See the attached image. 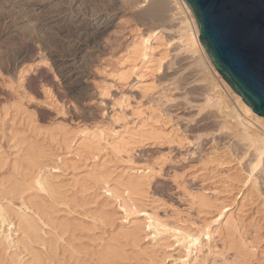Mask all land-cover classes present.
I'll return each mask as SVG.
<instances>
[{
    "label": "bare ground",
    "instance_id": "6f19581e",
    "mask_svg": "<svg viewBox=\"0 0 264 264\" xmlns=\"http://www.w3.org/2000/svg\"><path fill=\"white\" fill-rule=\"evenodd\" d=\"M117 2L118 0H1L0 8L3 12L13 15H10L11 18L8 20L11 23L15 21L19 28L48 30L60 27L65 30L66 33L63 35L68 34L69 37L62 43L68 44L70 50L67 56L55 58V63L57 66L62 65L60 67L62 70L68 69L71 75L80 71L77 63L88 52L89 45L104 35L110 26L112 14L99 4L109 5ZM144 2L146 3L139 7L136 16L140 24L150 26V28L146 27L145 33L138 32L131 39L118 61L115 79L126 81L134 75L136 81L139 82L137 87L141 96L150 97L151 104H154L152 106L149 104L152 108L157 107L159 104L157 102L164 96L176 90H181L180 96L175 100H180L182 105L192 107L191 109L195 107L214 108L220 115L219 118L216 117L218 114L215 115V120L221 123L223 126H220L221 128L227 127L231 130H229L231 135L228 138H232L229 139L230 143L225 145L227 150L224 149L225 147L224 150L221 147L220 149L213 147L204 158L200 157L199 167L193 174L199 176L202 171L210 169L211 165H222L223 158L228 154L227 151L233 146L242 150L241 156L237 157L243 171L239 179H233L236 184H232V187L236 189L233 201L238 202L239 194L244 198L249 195V190L250 192L254 189L258 191L260 184L258 179L259 177L264 178V116L256 114L214 68L199 40V30L194 15L184 0H144ZM165 31L172 32L169 39L164 37ZM8 32L10 30L0 35L3 41L11 40L8 39L11 37ZM10 43L14 45L15 41L11 40ZM170 50L175 51L173 58L169 57ZM179 54H185V56L176 59ZM68 60L69 63H67ZM162 68L166 79L170 81L168 84H172V87H162L152 92L151 87L154 85H148L143 79L149 74L148 72L153 74V72H160ZM218 82L231 94L232 100L230 101L232 102L229 100L230 103L227 102L223 89H219ZM79 84L78 80L75 81L70 92L80 95L81 87V90L75 88ZM194 84L201 85H199L200 95L191 96L189 94L190 91L187 89ZM126 99H128L127 96ZM199 99L202 103L196 101ZM18 102H11V107L22 113L25 112L24 117L28 121L30 130L37 135L40 134V129H43L44 136L50 143H48L49 149H45L39 142L19 138L16 132H13L9 139L11 142L9 147L13 149L11 169L14 173L4 180L0 179V195L23 198V204L32 209L38 217L35 220L18 219L17 230L20 236L17 244L21 252L29 250L33 264H51L52 260L53 264H59L56 257L59 249L62 254L72 258L76 264L83 262L88 264L153 262L157 254L152 248L154 244L144 245L145 239L150 237L147 230L151 226L157 229L156 227L162 223L155 212L147 211L142 206L154 202L149 189L154 173L159 172L160 163L155 160L149 164H138L133 161L132 152L140 145L157 142H176L179 147H183L185 142H191L190 139L187 141L185 136L181 137L180 134L174 138V134L172 136L170 132L172 139L167 132L161 129L163 123L156 125V121L159 123V120L156 118L152 121L154 119L151 115H143L145 111L143 112L138 105L131 109L134 115L131 124L125 121L119 128L101 125L74 129L61 123L38 128L34 124L33 114L22 109ZM3 108L7 114L8 107ZM122 117L113 113L111 124L118 122ZM232 139L235 142L230 141ZM231 151L233 152L232 149ZM122 155L127 157L123 161H121ZM44 160L47 162L45 163ZM112 160L114 164H109L110 161L113 162ZM3 164L5 163L0 157V167ZM43 166L46 168L45 171L42 170ZM68 168H71V171H67ZM54 176L64 177V180L62 183L54 181ZM174 182L177 188H182V195L191 205H196L199 210L211 205L215 208L216 216L213 221L218 222V226L214 231L222 232L230 238L234 242H229L230 245L242 255L241 257L250 259L258 255L264 259L263 233H260V237L258 236L261 242L259 246L256 243L254 246L253 242L252 244L247 243L250 240H246L247 237L241 238V235L239 239H236L238 224L236 225L230 214L225 215L230 208H227L228 205L223 202L210 204L211 200L205 192L194 193L183 188L179 177H175ZM214 183L216 181L211 184ZM31 190L38 194L39 200L27 195ZM207 190L215 191L214 188H207ZM92 195L95 198L103 195L104 202L94 208L90 207ZM46 196L53 201H64L70 208L81 207L85 213H89V219L94 223L93 226L87 227V223L83 221L74 223L66 217L59 219L54 215L56 209L52 204L53 201L45 199ZM109 202L113 203L114 208L120 212L119 224L110 223V228L103 230V234L107 236L102 234L97 236L93 232L94 229L101 228L110 216L109 211L105 209ZM137 214H145L147 218H152L154 224L149 223L147 227H141L129 218ZM0 215L3 216L2 213ZM222 216H224L223 219ZM4 220L2 218V221ZM45 225L56 230L57 240H48L43 237L46 231L42 229V226ZM206 228H210V223L203 226V231ZM208 231L206 232L209 233ZM179 233L177 238L181 237V241L187 244L188 249L197 240L190 234ZM59 240L62 243H59ZM77 240H79L78 244ZM90 240L93 241L90 242ZM0 264H20L18 260L8 255L1 240Z\"/></svg>",
    "mask_w": 264,
    "mask_h": 264
},
{
    "label": "rangeland",
    "instance_id": "374dc122",
    "mask_svg": "<svg viewBox=\"0 0 264 264\" xmlns=\"http://www.w3.org/2000/svg\"><path fill=\"white\" fill-rule=\"evenodd\" d=\"M144 3H146L144 0H118L117 3L109 5L100 3V7L104 6L112 14L110 26L104 35L89 45L88 52L77 63L80 71L71 75L67 71L68 69L62 70L60 68L62 65L57 66L55 63V58L67 56L70 50L68 44L62 43L69 37L68 34L63 35L66 33L65 30L60 27L48 30L19 28L15 21L11 23L8 20L12 14L3 12L0 8V35L10 30L11 33L8 32V34L11 37L8 39L15 41L13 45L10 43L11 40L3 41L0 38V157L5 163L0 167V179L4 180L14 173L11 169L13 161L11 151L13 149L9 147L11 143L9 139L13 132H16L21 139L41 143L45 149L50 147L43 129H40V134L37 135L32 132L27 119L24 117L26 113L12 108V103L19 101L22 109L32 113L34 124L38 128L61 123L74 129L101 125L119 128L125 121L131 124V120L134 119L131 109L138 105L143 112L145 111L143 115H151L154 119L152 121H155L156 118L159 120V123L156 121V125L163 123L161 129L167 132L168 136L174 134L175 138L177 134H180L181 137L185 136L187 141L189 139L191 141L185 142L184 148L179 147L176 142L143 144L136 147L132 152V159L138 164H149L155 160L160 163L159 172L154 173L149 189L154 202L151 203L152 205L142 206L147 211L155 212L158 220L162 223L156 227L157 229L151 226L147 230L150 237L145 239L144 245L154 244L152 248L156 250L157 254L153 262H146L145 264H264V259L257 254V256L255 255L257 258L252 256V259L241 257L242 255L230 245L229 242L234 243L230 238L222 232L214 231L218 226V222L213 221L216 216L215 208L211 205L199 210L196 205H191L182 195V188H177L174 182L175 177H179L183 188L194 193L205 192L211 200L210 204L223 202V204L228 205L227 208H230L225 212V215L230 214L236 225L238 224L235 238L239 239L241 235V238L247 237L246 240H250L247 243L252 244L253 242V245L256 243L257 246L261 244L259 237L262 233L264 234V178L259 177L258 179L260 183L258 191L254 189L253 192H250L249 190V195L242 198L243 196L239 194L238 202L233 201L236 192V189L232 187V184H236L233 179H239L243 171L238 162L242 150L233 146L235 150L232 147L233 152L231 149L229 150L231 152L227 151L228 154L226 153L227 155L223 158L224 163L222 165H211L210 169L205 170V172L202 171L199 176L193 174L199 167L200 157L204 158L213 147L223 149L226 144L230 143L229 139L232 137H228L231 135L229 133L231 130L229 129V131L227 127L221 128L223 127L221 123L215 120L216 117L220 116L219 113L211 107L191 109L192 107L182 105L180 100H175L180 96L181 90L173 91L172 94L170 92L171 95L164 96L157 102L159 108L158 105L152 108L151 106L154 104H151L150 97L148 95L146 97L141 96L137 87L139 82L136 81L134 75H131L126 81L115 79L118 61L131 39L138 32L143 34L147 28H150V26L140 24L136 16L139 7ZM163 35L169 39L172 32L165 31ZM170 52L169 57L173 58L175 51L170 50ZM177 56L176 59H181L185 54ZM69 62L68 60L67 63ZM148 73L143 80L148 85H154L151 87L152 92L162 87H172V84H168L170 81L168 82L166 79L163 68L160 72ZM77 80L81 85L79 84L75 88L80 89L81 87L80 95L70 92ZM199 85L194 84L187 89L191 96L200 95L199 87L201 85ZM218 85L220 90L223 89L227 102H232L230 101L232 100L231 94L223 88L221 83L218 82ZM190 98L192 99V97ZM199 100L196 101L202 103V100ZM152 103L154 102L152 101ZM3 107H8L7 114ZM113 113L120 117L123 115V117L118 122L111 124ZM161 113L163 114L161 115ZM215 115L217 116L215 117ZM230 141L235 142L233 139ZM224 149L227 150L226 147ZM121 158L123 161L127 157L122 155ZM162 158L164 159L163 162ZM44 161L47 162V160ZM109 164H114V161H110ZM45 169L43 166L42 170L45 171ZM67 171H71V168H68ZM53 180L62 183L64 177L54 176ZM212 180L216 183L211 184ZM207 188H214L215 191H209ZM27 195L39 200L35 191L31 190ZM36 195L37 197H34ZM44 198L50 202L53 201L47 196ZM91 200L90 207L94 208L104 202V196L100 195L96 198L93 196ZM94 200L97 202H93ZM23 202L21 197L11 198L7 195H0V214L3 215H0V240L6 247L8 255L18 260L20 264H33L29 250L21 252L17 244V239L20 236L17 230L18 219L35 220L38 218L32 209L25 206ZM52 204L56 209L54 215L58 216L59 219L66 217L74 223L83 221L87 223V227L93 226L94 223L89 219V213H85L81 207L70 208L66 206L64 201L58 200L53 201ZM105 209L109 211L110 216L104 225H101V228L94 229L93 232L97 236L99 234L107 236V234H103V230L109 229L110 223L118 225L120 221L118 220L120 212L114 208L113 203L109 202ZM2 218L5 220L2 221ZM129 218L141 227H147L149 223L154 224L152 218H147L145 214H137L134 217L132 215ZM208 223H210V228L203 231V226ZM42 229L46 231L43 234L45 239H58L56 230L51 226L45 225L42 226ZM207 230L209 233L206 232ZM179 232L197 238L189 249L186 247L187 244L181 241V237L180 240L177 238L180 235ZM59 243L62 241L59 240ZM76 243L78 244L79 240ZM56 257L59 264H76L72 258L62 254L60 249ZM53 263L52 260L51 264ZM82 264L88 263L83 262Z\"/></svg>",
    "mask_w": 264,
    "mask_h": 264
},
{
    "label": "water",
    "instance_id": "95a60500",
    "mask_svg": "<svg viewBox=\"0 0 264 264\" xmlns=\"http://www.w3.org/2000/svg\"><path fill=\"white\" fill-rule=\"evenodd\" d=\"M212 65L264 116V0H184Z\"/></svg>",
    "mask_w": 264,
    "mask_h": 264
}]
</instances>
